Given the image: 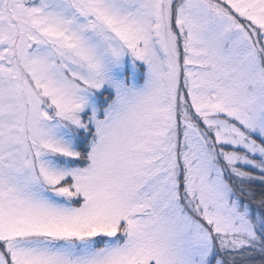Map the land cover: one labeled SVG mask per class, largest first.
I'll list each match as a JSON object with an SVG mask.
<instances>
[{
	"label": "snow or ice",
	"instance_id": "1",
	"mask_svg": "<svg viewBox=\"0 0 264 264\" xmlns=\"http://www.w3.org/2000/svg\"><path fill=\"white\" fill-rule=\"evenodd\" d=\"M0 264H264V0H0Z\"/></svg>",
	"mask_w": 264,
	"mask_h": 264
}]
</instances>
